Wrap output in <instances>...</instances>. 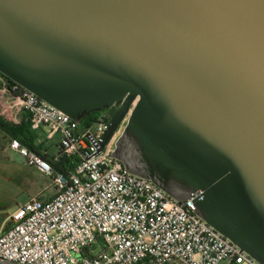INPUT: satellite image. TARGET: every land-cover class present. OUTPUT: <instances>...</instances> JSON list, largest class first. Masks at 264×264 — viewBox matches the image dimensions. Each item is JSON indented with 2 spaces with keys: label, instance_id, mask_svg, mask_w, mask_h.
<instances>
[{
  "label": "water",
  "instance_id": "1",
  "mask_svg": "<svg viewBox=\"0 0 264 264\" xmlns=\"http://www.w3.org/2000/svg\"><path fill=\"white\" fill-rule=\"evenodd\" d=\"M0 74L264 264V0H0Z\"/></svg>",
  "mask_w": 264,
  "mask_h": 264
},
{
  "label": "built area",
  "instance_id": "2",
  "mask_svg": "<svg viewBox=\"0 0 264 264\" xmlns=\"http://www.w3.org/2000/svg\"><path fill=\"white\" fill-rule=\"evenodd\" d=\"M2 84V116L15 121L25 113L32 130L46 129L48 141L58 137L57 161L80 162L68 174L55 173L52 163L11 140L10 149L51 177L55 190L10 216L0 233V264H260L200 217L202 191L177 200L131 174L116 155L119 132L99 152L116 107L101 111L95 131L83 130L49 103H34L31 91Z\"/></svg>",
  "mask_w": 264,
  "mask_h": 264
},
{
  "label": "rangeland",
  "instance_id": "3",
  "mask_svg": "<svg viewBox=\"0 0 264 264\" xmlns=\"http://www.w3.org/2000/svg\"><path fill=\"white\" fill-rule=\"evenodd\" d=\"M100 117V116H99ZM126 122L121 126L118 138L125 129ZM97 125L94 124V131ZM0 135H4L0 133ZM54 143L45 139L37 143L43 144L51 157H57L58 149ZM0 143V233L10 225V216L21 206L37 198H49L54 193V181L51 177L40 172L36 167H30L18 153L7 150L1 151ZM132 149H135L134 147ZM144 264H149L145 262Z\"/></svg>",
  "mask_w": 264,
  "mask_h": 264
},
{
  "label": "trees",
  "instance_id": "4",
  "mask_svg": "<svg viewBox=\"0 0 264 264\" xmlns=\"http://www.w3.org/2000/svg\"><path fill=\"white\" fill-rule=\"evenodd\" d=\"M3 78L8 82L13 83L5 76H3ZM2 86L3 84L0 83V89ZM100 115L101 112H92L90 114H85L82 121V129L86 130L91 128L94 124L98 122V118ZM0 126L4 127L8 132H10L13 135L11 140L13 139L19 140L24 147H27L31 151L41 156L43 159L52 163L55 173L68 174L80 162V160L76 157L73 158L61 157L57 161L56 157H51L46 152H43L41 146H37L38 136L36 135L37 133H35L34 130H32L30 123L27 124V128L25 129L24 132H16L14 130H11L13 125L8 124L5 120H3L0 117ZM7 229H9V227Z\"/></svg>",
  "mask_w": 264,
  "mask_h": 264
},
{
  "label": "crops",
  "instance_id": "5",
  "mask_svg": "<svg viewBox=\"0 0 264 264\" xmlns=\"http://www.w3.org/2000/svg\"><path fill=\"white\" fill-rule=\"evenodd\" d=\"M6 105H8V104H6ZM8 113L11 114L12 112L8 111ZM0 117L3 120H5L8 124L13 125L11 130H14L16 132H24L25 129L27 128V124H29L28 121H27L28 116L25 113L24 114H19V113L15 114V118H14L15 121L7 120L4 116H2V112L1 111H0ZM34 132L37 133L36 135L38 136L37 142L41 141V140H44V139H45L46 142H50V141L47 140V131H46V129H42L40 131H34ZM0 133L4 134V135H0V143H1V147H2L1 151L3 152V154H5L8 149L11 150L9 145H10V142H11V139H12L13 135L10 132H8L2 126H0ZM51 143H54V140H51ZM54 145L56 146V148L59 151L58 139H57V141H56V143ZM37 146H41L42 151L46 152L47 154L50 155L49 150L43 144L37 143ZM11 151H13V150H11ZM142 264H144V263H142Z\"/></svg>",
  "mask_w": 264,
  "mask_h": 264
},
{
  "label": "flooded vegetation",
  "instance_id": "6",
  "mask_svg": "<svg viewBox=\"0 0 264 264\" xmlns=\"http://www.w3.org/2000/svg\"><path fill=\"white\" fill-rule=\"evenodd\" d=\"M4 78H3V75L2 74H0V83H2V80H3ZM118 107L119 106H116V109H118Z\"/></svg>",
  "mask_w": 264,
  "mask_h": 264
}]
</instances>
